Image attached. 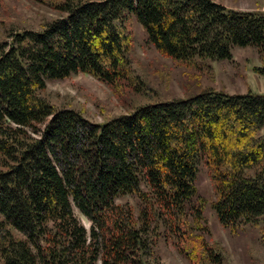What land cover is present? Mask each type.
<instances>
[{
	"label": "trees",
	"instance_id": "obj_1",
	"mask_svg": "<svg viewBox=\"0 0 264 264\" xmlns=\"http://www.w3.org/2000/svg\"><path fill=\"white\" fill-rule=\"evenodd\" d=\"M37 1L66 15L0 32V264L159 262L162 226L186 255L197 245L219 263L195 233L207 230L195 185L201 162L220 223L258 226L264 244V92L204 88L104 122L41 94L47 79L71 73L143 93L131 17L180 63L211 70L210 61L232 59L233 46H253L264 72V11L215 0ZM126 195L139 198L138 215L117 202Z\"/></svg>",
	"mask_w": 264,
	"mask_h": 264
},
{
	"label": "rangeland",
	"instance_id": "obj_2",
	"mask_svg": "<svg viewBox=\"0 0 264 264\" xmlns=\"http://www.w3.org/2000/svg\"><path fill=\"white\" fill-rule=\"evenodd\" d=\"M215 1L233 9L264 11V0ZM65 15L37 0H0V32H5V26L8 29L23 26L37 29L45 22ZM130 27L133 34L132 56L136 70L145 82L143 93L117 91L88 73H71L61 79H47L41 91L44 98L56 108L74 109L91 122H104L132 111L137 105L184 97L204 88L230 94L250 90L264 92V72L257 69L263 61L253 46H233L231 60L210 61L211 70L204 65L200 69L195 63L183 64L159 53L147 41V34L136 18H130ZM195 185L198 195L205 199L202 211L205 220L201 226L207 228L195 233L202 238L203 247L208 246L218 253L220 262L208 260L205 249L197 245L193 253L186 255L179 250L177 240L162 226L156 243L159 262L150 260L149 264H264V244L259 240L258 226L249 224L232 231L218 220L210 206L215 191L203 162L198 166ZM117 202L132 205L136 215L142 208L136 195L120 197ZM74 213L89 229V220L77 209ZM194 241L188 245L193 246Z\"/></svg>",
	"mask_w": 264,
	"mask_h": 264
}]
</instances>
